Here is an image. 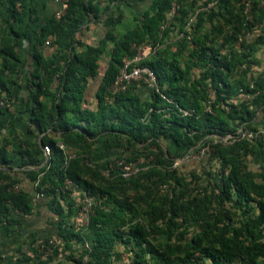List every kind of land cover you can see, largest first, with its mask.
I'll return each instance as SVG.
<instances>
[{
	"label": "trees",
	"instance_id": "obj_1",
	"mask_svg": "<svg viewBox=\"0 0 264 264\" xmlns=\"http://www.w3.org/2000/svg\"><path fill=\"white\" fill-rule=\"evenodd\" d=\"M115 1L141 0H108ZM101 2L66 0L60 18L38 24L25 112L30 132L41 136L18 144L0 141V233H20L33 210L35 190L44 194L55 220L41 241L31 234L18 245L12 263L114 264L120 257L116 245L123 243L130 245L127 264H261L264 137L214 142L215 136L235 134L238 126L264 131V70L251 75L256 52L264 50L261 0H250V18L242 0H149L136 24L122 33H115L121 15L113 12L102 21L107 31L97 43L77 39L89 14L95 19L102 14ZM4 3L7 14L0 25L14 42L1 48L0 94L12 103L20 99V88L13 87L7 71L19 60L14 46L28 36L27 25L16 30L15 24L31 18L33 10L27 0ZM163 22L167 26L160 37ZM204 23L210 27L202 31ZM261 24L262 33L246 39ZM172 32L174 39L169 38ZM148 40L163 43L140 62L156 74L158 91L132 82L111 93L123 58ZM236 41L237 46L225 47ZM43 46L53 47L49 57ZM107 49L96 103L89 107L87 86ZM240 92L247 97L238 99ZM182 109L193 113L183 115ZM46 144L51 154L43 162ZM205 145L201 161L218 162L217 176L205 170L184 173L174 166L177 158ZM69 152L73 156L68 159ZM247 156L260 162L258 170L248 167ZM119 160L147 163L130 177L113 169L106 174ZM17 168L37 182L34 192L20 187L21 178L13 175ZM66 179L93 199L86 226L73 221L79 205Z\"/></svg>",
	"mask_w": 264,
	"mask_h": 264
},
{
	"label": "crops",
	"instance_id": "obj_2",
	"mask_svg": "<svg viewBox=\"0 0 264 264\" xmlns=\"http://www.w3.org/2000/svg\"><path fill=\"white\" fill-rule=\"evenodd\" d=\"M95 1V0H93ZM30 8L33 10L31 18H27L22 23H16V30L27 25L28 36L23 38L19 44L15 45V52L19 56V60H14V67L7 71L9 80L13 83V87L20 88V99L12 101L8 107L0 106V141L9 139L12 143L18 144L20 139H33L39 141L40 134L30 132L27 113L25 112V99L30 93L31 86L28 83L31 71L36 67V61L33 57L32 45L37 36L38 24L40 21L55 16L60 9L61 4L57 0H27ZM149 0H141L138 2L122 3L102 0L100 3V12L98 18L89 14L88 18L81 25L76 38L88 43L95 44L102 38L107 28L103 25V20L111 13L120 14L121 21L115 27V33L119 34L136 24V18L146 9ZM108 6V10L107 9ZM6 5L4 0H0V22L6 17ZM122 29V30H121ZM14 38L9 34L8 30L0 25V66L3 62L5 54L1 51L4 45L13 44ZM76 49H79L76 46ZM53 47L43 46V54L49 57L53 52ZM262 51V49H261ZM109 50L107 49L100 61L99 73L89 81L87 86L85 99L89 107L96 103V93L102 79L104 69L107 66L109 58ZM3 95L0 94V99ZM11 119H15L11 123ZM21 168H17V172L13 175L21 178L20 187L34 192V183L28 177H25ZM33 210L27 216L25 222L20 227V233L13 237H6L4 231L0 233V264H13L11 258L16 255L17 246L24 243L28 235L33 234L37 242L41 241L43 236L54 228V215L49 210L48 200L39 197L33 201Z\"/></svg>",
	"mask_w": 264,
	"mask_h": 264
},
{
	"label": "built area",
	"instance_id": "obj_3",
	"mask_svg": "<svg viewBox=\"0 0 264 264\" xmlns=\"http://www.w3.org/2000/svg\"><path fill=\"white\" fill-rule=\"evenodd\" d=\"M57 1L60 2L61 7L57 11L55 16L57 18H60L64 14L67 4H66V0H57ZM242 3L244 5V12L247 14L250 9V0H242ZM211 5L212 3H209V6ZM174 10H175V4H173V7L170 11V14H169L170 16L174 12ZM247 18H250V15L247 14ZM193 20H194V15L190 17L186 26L188 27L193 22ZM262 25L263 24L258 26L256 29L260 30V27ZM166 26H167L166 22L161 23L160 31H159L160 37H162L163 30L166 28ZM46 43H48V41H46ZM162 45L161 43L155 42L153 40L144 41L142 43L134 45V55L132 57L125 56L123 58V65L121 69L119 70L118 74L116 75L115 79L113 80V82L110 84L108 88L109 91L111 93L124 91L127 88V86L132 82L142 83L144 87L158 91L157 82H156V74L151 68H149L146 65H141L140 62L144 59L149 58L153 54H155L158 48ZM246 97L247 95L243 92H240L237 95L238 99H243ZM10 104H11L10 99L6 97H2L0 99V106L8 107ZM181 112L183 115H191L193 113V109H182ZM263 133L264 131L262 130L261 131H258V130L251 131L244 126H240L235 134H226L225 136H222V137L215 136L214 142L226 141L227 139H231L233 141L239 137L257 139V138H261ZM58 145L61 149L65 148L64 145L61 143H58ZM207 149H208V145H205L198 152L190 151L188 154H185L183 157L177 158L174 161V166L180 165L186 159L193 158V159L198 160L205 153ZM42 152H43L42 156L44 159L43 162H45L51 154V146L49 144L44 145L42 147ZM66 155H67V158L69 159L73 156V153L69 152ZM146 163H147L146 160L142 161L141 163L140 161H137L135 163L134 162L127 163L122 160H119V161H116V163H111L108 169L105 171V173L108 174L110 170L113 169L117 171V174L119 176L126 178L132 175H135L140 170L144 169ZM36 185H37V182L34 183L35 187ZM65 187L76 196V200L78 201V205H79V210L77 214L73 217V221H75L77 225L86 226L89 221V214L92 209L93 199L90 196H88L85 191H83L82 189L74 185L68 179H66L65 181ZM43 196L44 194L42 192L35 190L33 200L39 197H43ZM50 242H52V240Z\"/></svg>",
	"mask_w": 264,
	"mask_h": 264
},
{
	"label": "rangeland",
	"instance_id": "obj_4",
	"mask_svg": "<svg viewBox=\"0 0 264 264\" xmlns=\"http://www.w3.org/2000/svg\"><path fill=\"white\" fill-rule=\"evenodd\" d=\"M261 4L264 5V0H261ZM234 9L238 10L239 9V5L236 4L234 6ZM208 27H210V25L204 23L202 31H205ZM255 27L252 28V30L250 32L245 34L246 39L252 40L255 34L260 35L262 33L261 30H258ZM174 36H175V34L173 32L169 34V38L170 39H174L173 38ZM218 41H220V39H218ZM237 42L238 41H236L234 43L226 44L225 47H227V48H229L230 46H234L235 47V46H237ZM225 47L221 48V52H225V49H226ZM186 54H187V51H184V56ZM256 57H257L256 58L257 63H255L252 66V72H251V75H253V76H256L259 72L264 70V50H262V51L258 50L256 52ZM239 127L240 126H238L236 129L238 130ZM261 130L263 131L262 128L258 129V131H261ZM263 137H264V133L262 134V138ZM163 143L166 144L167 141L164 140ZM201 160H202V156L198 160L193 159V158L186 159L180 164L179 168L181 170H183L184 173H187V171L189 169H191V170H196L198 172H200L202 170H205L207 173H211V174H214V175L217 174V167L219 166L218 162L213 161V162H210V163H202ZM141 162H142V160L140 161V163ZM246 163L248 164V167L250 169H253L255 171L259 169L260 162L257 161L252 156H247L246 157ZM129 246L130 245H126V244H123V243H117L116 250L120 253V257H119L118 260H116L114 262V264H127L129 262V260L131 258V253L129 251ZM260 262H261V264H264V259L260 260ZM65 264H68V263H65ZM207 264H209V263H207Z\"/></svg>",
	"mask_w": 264,
	"mask_h": 264
}]
</instances>
